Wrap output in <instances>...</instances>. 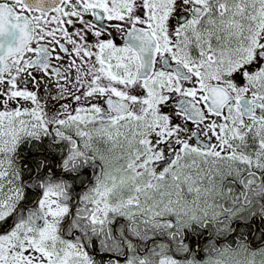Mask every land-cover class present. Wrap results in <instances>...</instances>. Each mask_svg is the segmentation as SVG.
I'll return each mask as SVG.
<instances>
[{
  "label": "snow or ice",
  "instance_id": "1",
  "mask_svg": "<svg viewBox=\"0 0 264 264\" xmlns=\"http://www.w3.org/2000/svg\"><path fill=\"white\" fill-rule=\"evenodd\" d=\"M0 264H264V0H0Z\"/></svg>",
  "mask_w": 264,
  "mask_h": 264
}]
</instances>
